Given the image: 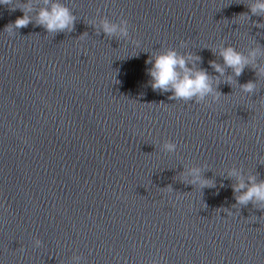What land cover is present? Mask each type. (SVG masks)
Returning <instances> with one entry per match:
<instances>
[{
    "label": "water",
    "instance_id": "1",
    "mask_svg": "<svg viewBox=\"0 0 264 264\" xmlns=\"http://www.w3.org/2000/svg\"><path fill=\"white\" fill-rule=\"evenodd\" d=\"M60 2L77 17L71 32L9 33L24 13L0 5V264H264V210L237 204L228 176L264 180V73L253 70L264 67V16L251 15L253 0ZM105 17L128 20L131 39L104 34ZM228 45L260 49L239 77L209 64ZM169 47L202 58L189 67L220 81L218 101L153 91L147 61ZM193 167L216 187L189 184Z\"/></svg>",
    "mask_w": 264,
    "mask_h": 264
},
{
    "label": "clouds",
    "instance_id": "2",
    "mask_svg": "<svg viewBox=\"0 0 264 264\" xmlns=\"http://www.w3.org/2000/svg\"><path fill=\"white\" fill-rule=\"evenodd\" d=\"M0 5L11 6V10L19 8L24 15L18 17L14 23L6 26L5 30L12 33L14 29L26 28L29 24L34 26H42L49 33L71 32L75 29L77 17L73 11L60 0H44L42 6L34 4L33 0H27L19 7L14 6L13 0H0ZM251 15L264 16V0H253L248 5ZM35 15V20H33ZM250 18V16H249ZM256 27H264V23H256ZM101 29L104 34L110 37H115L117 34L123 37H130L129 21L121 19L120 23H114L109 18L105 17L101 21ZM139 46L140 41H133ZM182 47L187 46V42H181ZM260 49H253L248 56L237 50L235 46H222L219 49V55L223 59V64L217 61H209L210 66L216 73L224 75L226 68H231L235 76L239 77L246 67L251 65L256 59ZM202 58L198 55L193 56L191 53H180L174 48H167L166 51H160L155 56H150L147 63L152 64L148 70L151 76L150 86L153 91L161 93H169L172 100H183L186 102L195 101L200 103L209 95H213L214 101H218L222 93L217 91L219 80H213V77L206 69L199 67H189L191 62L195 65L196 62H201ZM254 71L264 73V67L253 68ZM216 84V88L213 84ZM241 88L246 93L254 94L256 92V82L249 81L241 85ZM177 144L171 140L163 144V149L167 153H175ZM203 169L201 167H193L188 170L187 175L192 178L188 181L189 184L195 186L199 184L202 189L216 187V182L212 179L202 177ZM228 176L234 177L237 183L233 185V192L238 193L235 199L237 204L247 206L249 203L256 208L264 210V180L257 181L255 175L248 176L244 179L243 173L233 168ZM223 187V185H221ZM169 190H173L171 186ZM34 244L37 248L43 245V241L39 238L35 239ZM79 260V257H76ZM155 264V262H153Z\"/></svg>",
    "mask_w": 264,
    "mask_h": 264
}]
</instances>
